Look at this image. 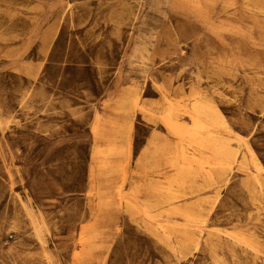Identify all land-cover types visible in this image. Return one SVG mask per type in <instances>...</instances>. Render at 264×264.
<instances>
[{"label":"rangeland","instance_id":"rangeland-1","mask_svg":"<svg viewBox=\"0 0 264 264\" xmlns=\"http://www.w3.org/2000/svg\"><path fill=\"white\" fill-rule=\"evenodd\" d=\"M0 264H264V0H0Z\"/></svg>","mask_w":264,"mask_h":264},{"label":"bare ground","instance_id":"bare-ground-1","mask_svg":"<svg viewBox=\"0 0 264 264\" xmlns=\"http://www.w3.org/2000/svg\"><path fill=\"white\" fill-rule=\"evenodd\" d=\"M41 226V225H40Z\"/></svg>","mask_w":264,"mask_h":264}]
</instances>
